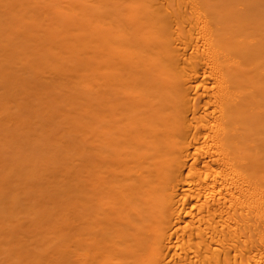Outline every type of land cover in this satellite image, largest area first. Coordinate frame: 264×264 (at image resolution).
<instances>
[{"label": "bare ground", "instance_id": "obj_1", "mask_svg": "<svg viewBox=\"0 0 264 264\" xmlns=\"http://www.w3.org/2000/svg\"><path fill=\"white\" fill-rule=\"evenodd\" d=\"M0 264H264V0H0Z\"/></svg>", "mask_w": 264, "mask_h": 264}, {"label": "rangeland", "instance_id": "obj_2", "mask_svg": "<svg viewBox=\"0 0 264 264\" xmlns=\"http://www.w3.org/2000/svg\"><path fill=\"white\" fill-rule=\"evenodd\" d=\"M94 14H95V13H92L91 15H90V14H87V16H88V15L93 16ZM76 17L79 18V21H78V22L75 23V21H74L75 19H74V20H71V21H73V22L70 21V23H69V24H70L69 26H71V24H74V26H76V27H73V28H75V29H77V28H78L77 26H79V22H80V18H81V16L79 15V16H76ZM76 17H75V18H76ZM98 17H99V19H98V18H95V19H94V18L91 17L92 19L90 18V20H89L90 23L93 24L94 27H92V25H90V23H89V24H87V23H83V26H81V27H84V25L87 24V25L85 26V28H86V27H87L86 29L89 28V29H90V30L88 29L89 32H91V31H96V30H97V32L99 31V33L102 32V33L104 34V30H103V29H104L105 24H104V25H102V24H103V23H106V21H105L104 18H102V15H101V16L98 15ZM103 17H104V16H103ZM78 18H77V20H78ZM48 19H49V17H48ZM102 19H104L103 22H102ZM99 20H100V21H99ZM94 21H95V23H94ZM96 21H99L100 23H97ZM77 23H78V24H77ZM101 23H102V24H101ZM96 24H97V25H96ZM88 25H90V27H89ZM99 25H100V26H99ZM97 26H98V29H95V30H94V28H97ZM92 28H93V29H92ZM82 29H83V28H82ZM78 30H80V28H78ZM99 33H97V34H98L99 36H101L102 33H100V34H99ZM103 34H102V35H103ZM82 40H83V39H82ZM86 40H87V39H86Z\"/></svg>", "mask_w": 264, "mask_h": 264}]
</instances>
